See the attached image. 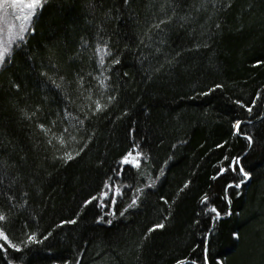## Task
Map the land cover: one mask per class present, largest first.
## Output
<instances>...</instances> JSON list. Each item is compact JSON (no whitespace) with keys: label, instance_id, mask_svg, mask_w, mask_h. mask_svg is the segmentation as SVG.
Wrapping results in <instances>:
<instances>
[{"label":"trees","instance_id":"obj_1","mask_svg":"<svg viewBox=\"0 0 264 264\" xmlns=\"http://www.w3.org/2000/svg\"><path fill=\"white\" fill-rule=\"evenodd\" d=\"M23 37L0 264H264V0H42Z\"/></svg>","mask_w":264,"mask_h":264},{"label":"rangeland","instance_id":"obj_2","mask_svg":"<svg viewBox=\"0 0 264 264\" xmlns=\"http://www.w3.org/2000/svg\"><path fill=\"white\" fill-rule=\"evenodd\" d=\"M30 2L31 0H0V43L4 44L5 47L8 46L9 42L12 46L19 39L16 34L20 32L22 24L27 29L23 35L28 31L31 18L39 6L34 10L24 7ZM29 13H31L30 20L26 21L24 17L28 16Z\"/></svg>","mask_w":264,"mask_h":264},{"label":"snow or ice","instance_id":"obj_3","mask_svg":"<svg viewBox=\"0 0 264 264\" xmlns=\"http://www.w3.org/2000/svg\"><path fill=\"white\" fill-rule=\"evenodd\" d=\"M40 3H41V0H31V2L25 4L24 7L28 8V9H33V10H34V9H35ZM13 6H15V5H13ZM30 16H31V13H29L28 16H25L24 19H25L26 21H27V20H30ZM26 30H27V29H26L25 25L22 24V25L20 26V33H23V32L26 31ZM20 33H17L16 35L19 36ZM9 43H10V42H9ZM6 50H7V48L4 46V44L0 43V60H3V59H4V51H6ZM99 108H100V106H99V103L97 102V110H99ZM248 111L251 112L252 109H251V108H248ZM234 127H235V129L237 130V132H239L240 129H241V124H240L239 122H237V123L235 124ZM248 139H249V143L251 144V137H249ZM129 155H131V154H129ZM67 159H72V156L69 154V155L67 156ZM130 162H132V161H130V160L127 159V158L124 160V163H130ZM241 171H243V169H241ZM244 175H245V177H247V173H244ZM133 203H135V201H133ZM212 211L215 212L216 209H212ZM3 219H4V216H3V215H0V220H3ZM71 222H72V223H75V221H71ZM156 227H157V228H163L164 225L160 224V225H157ZM152 230L154 231L155 229H152ZM0 239L5 240L6 242H7V240H8L7 236H6L3 232H0ZM29 240H30V241H35V236H31V237H29ZM12 247H15V245H12ZM16 250L19 251L18 248H17Z\"/></svg>","mask_w":264,"mask_h":264},{"label":"clouds","instance_id":"obj_4","mask_svg":"<svg viewBox=\"0 0 264 264\" xmlns=\"http://www.w3.org/2000/svg\"><path fill=\"white\" fill-rule=\"evenodd\" d=\"M19 33H20V32H19ZM18 38H19L20 40H23V39H24V37H23V33H20V35L18 36ZM11 47H12V46H11V44L9 43L8 46L6 47L7 50L4 51V59H3V60H0V68H2L3 65H4L5 57H6V56H11V54H12Z\"/></svg>","mask_w":264,"mask_h":264}]
</instances>
